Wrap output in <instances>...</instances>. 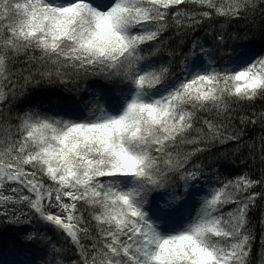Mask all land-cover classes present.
Instances as JSON below:
<instances>
[{
	"label": "snow or ice",
	"instance_id": "1",
	"mask_svg": "<svg viewBox=\"0 0 264 264\" xmlns=\"http://www.w3.org/2000/svg\"><path fill=\"white\" fill-rule=\"evenodd\" d=\"M258 101L264 0H0V264H264Z\"/></svg>",
	"mask_w": 264,
	"mask_h": 264
},
{
	"label": "rangeland",
	"instance_id": "2",
	"mask_svg": "<svg viewBox=\"0 0 264 264\" xmlns=\"http://www.w3.org/2000/svg\"><path fill=\"white\" fill-rule=\"evenodd\" d=\"M192 203V196L185 200L181 205V209H166L165 206H154L152 209V214L154 216L155 222H157L158 227L162 232L167 234L168 232L175 231L186 226L187 220L185 213L189 209V205Z\"/></svg>",
	"mask_w": 264,
	"mask_h": 264
},
{
	"label": "trees",
	"instance_id": "3",
	"mask_svg": "<svg viewBox=\"0 0 264 264\" xmlns=\"http://www.w3.org/2000/svg\"><path fill=\"white\" fill-rule=\"evenodd\" d=\"M257 46H258V47L260 46V45H259V42H257ZM55 91H56V90H52V94H54ZM261 103H264V102H260V101H258V102H257V106L259 107V105H260ZM259 132H260V129H259L258 127L250 128V129L248 130V137H246V139H247V138L256 137V136L259 134ZM245 151H246V150H245ZM230 155H231V154H230ZM223 171H224V175L229 176V175H234V174H236V173L239 171V169L236 168V167H234L230 162H226V163L224 164V169H223ZM170 195H171V194L168 193V192L165 191V190H158V191H156V192H153V193L151 194V197H150V202H149L147 205L144 206V207H145V210L149 212V208H150V206H151L152 204H158V200H159L160 197H162V198H163L165 201H167V202L169 201V203H170ZM191 195H192V194L189 193V195H188L187 198H189ZM182 201H183V200H182ZM180 202H181V201H180ZM149 214H150V212H149ZM257 215H258V210H257ZM150 216H151V215H150ZM256 247L258 248V244H257Z\"/></svg>",
	"mask_w": 264,
	"mask_h": 264
}]
</instances>
